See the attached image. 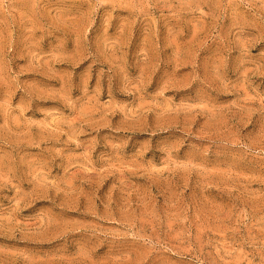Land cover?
<instances>
[{"label":"rangeland","instance_id":"obj_1","mask_svg":"<svg viewBox=\"0 0 264 264\" xmlns=\"http://www.w3.org/2000/svg\"><path fill=\"white\" fill-rule=\"evenodd\" d=\"M0 264H264V0H0Z\"/></svg>","mask_w":264,"mask_h":264}]
</instances>
